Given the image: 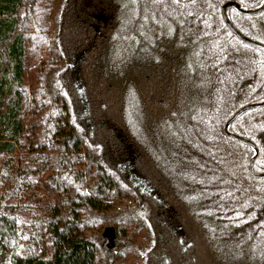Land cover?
<instances>
[{
  "label": "trees",
  "instance_id": "obj_1",
  "mask_svg": "<svg viewBox=\"0 0 264 264\" xmlns=\"http://www.w3.org/2000/svg\"><path fill=\"white\" fill-rule=\"evenodd\" d=\"M0 264H264V0H0Z\"/></svg>",
  "mask_w": 264,
  "mask_h": 264
},
{
  "label": "water",
  "instance_id": "obj_2",
  "mask_svg": "<svg viewBox=\"0 0 264 264\" xmlns=\"http://www.w3.org/2000/svg\"><path fill=\"white\" fill-rule=\"evenodd\" d=\"M103 236L106 239L105 247H106L107 252L109 254V259H111L112 258V251L115 247L113 227L112 226L105 227V229L103 231Z\"/></svg>",
  "mask_w": 264,
  "mask_h": 264
},
{
  "label": "rangeland",
  "instance_id": "obj_3",
  "mask_svg": "<svg viewBox=\"0 0 264 264\" xmlns=\"http://www.w3.org/2000/svg\"><path fill=\"white\" fill-rule=\"evenodd\" d=\"M106 241V240H105Z\"/></svg>",
  "mask_w": 264,
  "mask_h": 264
}]
</instances>
